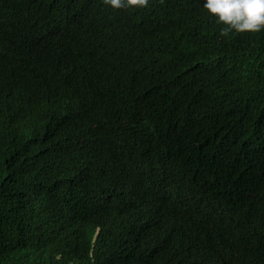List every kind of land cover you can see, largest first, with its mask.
Returning <instances> with one entry per match:
<instances>
[{
	"label": "trees",
	"instance_id": "1",
	"mask_svg": "<svg viewBox=\"0 0 264 264\" xmlns=\"http://www.w3.org/2000/svg\"><path fill=\"white\" fill-rule=\"evenodd\" d=\"M224 27L0 0V264H264V29Z\"/></svg>",
	"mask_w": 264,
	"mask_h": 264
},
{
	"label": "clouds",
	"instance_id": "2",
	"mask_svg": "<svg viewBox=\"0 0 264 264\" xmlns=\"http://www.w3.org/2000/svg\"><path fill=\"white\" fill-rule=\"evenodd\" d=\"M104 2L115 9L125 8L128 6L142 7L148 4V0H104ZM201 3L204 9L215 16L218 23L225 25V27L221 29L222 33H228L233 30L236 32H258L261 29H264V0H201ZM76 37L84 42L82 35H77ZM89 38L90 36H88L87 39L90 40ZM87 45L89 46V44ZM64 54L67 59L73 55H77L78 50L77 48L69 45ZM0 57L3 58L2 50H0ZM11 81L12 80L9 78H3L2 80L3 83H9ZM21 108L22 103L20 102L18 104V109ZM16 123L18 124L17 121ZM125 197L126 200L124 203L127 205V208H131L133 206L147 207L151 202L143 191L138 190L135 194L127 195L126 193ZM97 208L98 204L93 202L88 207L87 211L88 218L96 223L101 221L97 214ZM93 213L96 214V216L91 219L90 216ZM108 217H112L113 219L115 218L114 215L106 216V220ZM261 226L264 231V223L261 224ZM190 251L192 255V250Z\"/></svg>",
	"mask_w": 264,
	"mask_h": 264
},
{
	"label": "bare ground",
	"instance_id": "3",
	"mask_svg": "<svg viewBox=\"0 0 264 264\" xmlns=\"http://www.w3.org/2000/svg\"><path fill=\"white\" fill-rule=\"evenodd\" d=\"M142 29V28H141Z\"/></svg>",
	"mask_w": 264,
	"mask_h": 264
}]
</instances>
